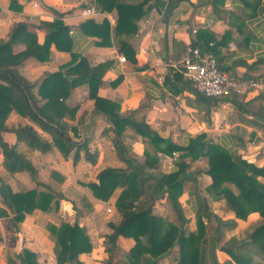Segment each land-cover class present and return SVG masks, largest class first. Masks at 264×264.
Segmentation results:
<instances>
[{"label": "crops", "instance_id": "obj_1", "mask_svg": "<svg viewBox=\"0 0 264 264\" xmlns=\"http://www.w3.org/2000/svg\"><path fill=\"white\" fill-rule=\"evenodd\" d=\"M199 1L180 0L171 8L169 0H157L146 15L138 20L137 34L129 39L135 50L136 63L126 60L114 44L98 46L95 44L97 38L82 33L79 23L89 18L96 22L107 19L111 27L115 25V11L99 12L94 9L95 13L86 14V9L93 8V0H18L21 10L17 12L9 9V0H0V37L6 36L15 20H22L29 24V29L34 30L42 42L44 31L37 27L39 21H51L58 12L63 13L62 21L70 26L72 51L83 55L91 65L109 63L98 95L117 101L121 113L132 111L134 118L144 119L160 137L173 143L187 145L191 138L204 134L206 140L222 145L233 154L264 165V140L262 131L256 127L261 121L244 109H264V91L252 90L240 94L239 99L244 106L242 109L231 99L207 103L196 93L182 71L191 44L199 39L205 42L209 33L214 35V39L209 41L208 47L222 71L234 79L264 77V0H222L215 8L210 3L198 4ZM202 41L199 44L203 45ZM20 46L16 44L14 48L17 50ZM70 59L69 52L51 47L48 61L39 62L28 58L20 71L30 81L39 83L46 73L56 71ZM118 77L120 81L113 85ZM65 102L77 107L72 126H76L79 116L86 112L83 130L74 138H88L89 151L96 153L95 162L85 159L82 151L77 162L73 163V152L64 157L55 147L41 153L20 145V149L37 168L38 179L54 191H61L64 199L60 202L59 210L35 209L18 223L17 228L13 226L11 215L0 216V264H8L7 255L13 256L22 247L31 250L39 264H55L54 243L45 226L48 222L59 224L61 221H77L86 229L92 250L79 254L83 264H104L102 260L107 254L102 246L103 235L111 231L108 222L116 223L119 220L114 201L120 189H116L109 200L101 201L91 194L85 184L93 182L103 168H124L126 163L118 158L113 149V133L104 131L108 127L104 116L100 113L91 114L93 101L89 99L87 85L73 88ZM22 122L32 124L39 134L49 139L46 132L17 113H11L6 121L9 126ZM3 138L8 143L15 140L11 132H3ZM122 139L127 155L142 161L144 150L148 149L142 137L127 128ZM179 153L173 152L170 156L159 152L156 168L146 169L156 173L173 171ZM184 160L189 165L187 171H197L196 180H187L179 197L185 215L189 218L188 229H195V211L199 205L197 193L204 195L212 213L223 219L233 218V212L223 200L214 201L205 193L204 189L210 183V177L204 173L207 158L191 160L186 157ZM1 162L0 150V177L13 191L34 187L27 172H17L12 176ZM60 175L63 176L62 180H59ZM90 204L93 208H89ZM0 206L4 207L1 196ZM153 211L169 219L174 218L167 198L158 200ZM242 222L247 224L248 221L237 219L233 234L239 239L245 236L241 240H246L247 227L240 229ZM118 243L122 251L129 249L134 241L119 237ZM240 250L258 256L247 242L240 246ZM174 255L161 261V264H172ZM220 256L223 260L228 258L224 252H220ZM13 259L19 264L17 259Z\"/></svg>", "mask_w": 264, "mask_h": 264}, {"label": "trees", "instance_id": "obj_2", "mask_svg": "<svg viewBox=\"0 0 264 264\" xmlns=\"http://www.w3.org/2000/svg\"><path fill=\"white\" fill-rule=\"evenodd\" d=\"M179 1L169 0L171 8ZM221 1L200 0L198 4L210 3L215 8ZM155 2L157 0H93V8L96 11L116 12L115 25L111 27L107 19L96 22L89 18L80 22L78 27L85 36L97 38L96 45L114 44L126 60L136 63L135 50L129 39L137 34L138 20L146 15ZM9 9L20 11L21 5L18 0H9ZM62 16L63 13L58 12L51 21H39L37 27L44 31L42 42L38 40L37 33L29 29V24L22 20H15L6 36L0 37L1 164L12 176L17 172H27L34 183L31 189L13 191L0 177V196L4 205V207L0 206V216L11 215L13 226L17 228L18 223L35 209L59 210L60 202L64 199L61 191H54L38 179L37 168L24 150L20 149L21 144L41 153L51 151L55 147L64 157L73 152V163L77 162L82 151L85 159L95 162L96 153L89 151L88 138H74L83 130L86 112L79 116L77 125L72 126L71 121L75 120L77 107L67 105L65 102L73 88L86 84L89 99L93 101L91 114L100 113L104 116L108 123L104 131L113 133L111 137L113 149L118 158L126 163L124 168H103L93 182L85 184L91 194L101 201L109 200L115 190L120 189L114 201L119 220L116 223L108 222L111 231L103 235L102 246L107 256L102 262L161 264V261L174 253L172 264H209V262L210 264H262L264 262V165H258L239 154H233L222 145L206 140L204 134L191 138L187 145L173 143L169 139L160 137L144 119L134 118L132 111L121 113L117 101L98 95L99 85L109 63L91 65L83 55L73 52L70 26L62 21ZM207 37L205 42L200 39L193 42L190 48L199 47L201 50L212 52L208 43L214 39V35L208 33ZM200 41L205 48L199 44ZM16 44H20L21 48L16 50L14 48ZM51 47L58 51L69 52L71 59L60 65L56 71L46 73L39 83L27 79L20 71L23 62L28 58H34L39 62L48 61ZM119 81L120 77L113 82V85ZM198 94L207 103L213 104L220 99H231L239 109L244 107L239 99L240 94L237 93L220 99ZM244 109L261 121L256 127L262 131L264 140V109L248 110L246 107ZM11 113L27 118L41 131L46 132L49 139L44 138L32 124L27 122L7 125L6 121ZM127 128L140 135L148 146V149L144 150L142 161L127 155L122 139L123 132ZM3 132L13 133L14 142L8 143L4 140ZM159 152L170 156L173 152H180L173 171L156 173L146 169L156 168ZM186 157H190L191 160L207 158L204 173L210 177V183L205 187V193L214 201L223 200L226 207L233 212V218L223 219L212 213L204 195L197 193L199 205L195 211L196 227L193 230L188 229L189 218L185 215L179 197L185 182L196 180L197 171L196 173L187 171L189 165L184 160ZM60 179L62 180L63 176ZM165 198L174 214L173 219L153 211L155 203ZM89 206L93 208L91 204ZM252 214L255 218L249 222L246 240H241L235 235L223 240L225 228H235L237 219L248 220ZM211 220L214 226L209 232L207 222ZM45 228L54 243L55 264H83L79 254L92 250V243L84 226L77 221L73 223L61 221L59 224L48 222ZM119 237L131 238L134 243L129 249L121 251ZM245 242L250 244L257 257L240 250V246ZM220 251L226 253L228 259L221 260ZM119 252L117 262L116 256ZM13 258L17 259L19 264H39L35 254L26 247H22L12 257L7 256L8 264H16Z\"/></svg>", "mask_w": 264, "mask_h": 264}, {"label": "built area", "instance_id": "obj_3", "mask_svg": "<svg viewBox=\"0 0 264 264\" xmlns=\"http://www.w3.org/2000/svg\"><path fill=\"white\" fill-rule=\"evenodd\" d=\"M95 13L94 8L86 9V14ZM183 62V74L191 82L194 90L207 97L224 98L233 93L241 94L252 90L264 91V77L234 79L222 71L212 52L192 47ZM110 211V208H107Z\"/></svg>", "mask_w": 264, "mask_h": 264}, {"label": "rangeland", "instance_id": "obj_4", "mask_svg": "<svg viewBox=\"0 0 264 264\" xmlns=\"http://www.w3.org/2000/svg\"><path fill=\"white\" fill-rule=\"evenodd\" d=\"M79 195V194H78ZM213 211V210H212ZM255 218V215H252L247 221V224H248V226H247V224H245V223H241V225H240V229H244V228H246L247 227V232H246V238H247V236H248V232H249V222L251 221V220H253ZM226 219H228V218H226ZM244 221H246V220H244ZM207 229H208V231L209 232H211L212 231V227L214 226V222H213V220H211V221H209V222H207ZM195 227H196V221H195ZM236 228V227H235ZM235 228H233V229H228V228H225L224 230H223V233H224V237H223V240H227L230 236H232V235H235V234H233V232L236 230ZM236 236V235H235ZM237 237V236H236ZM241 237V236H240ZM238 238V237H237ZM242 238H245V236H242ZM241 238V239H242ZM222 240V241H223ZM220 252H222V251H220ZM220 252H219V256H220ZM174 253H172L169 257H171L172 255H173ZM226 254V253H225ZM7 256H11L12 257V255H7ZM228 256V255H227ZM118 258H119V254L116 256V260H117V262H118ZM168 258V257H167ZM166 258V259H167ZM105 259V258H104ZM220 259L221 260H223L222 258H221V256H220ZM228 259V258H227ZM262 263H264V262H262ZM209 264H210V262H209Z\"/></svg>", "mask_w": 264, "mask_h": 264}]
</instances>
